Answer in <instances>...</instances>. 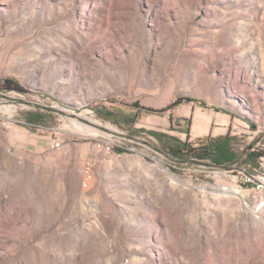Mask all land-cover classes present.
Returning <instances> with one entry per match:
<instances>
[{
  "label": "rangeland",
  "instance_id": "374dc122",
  "mask_svg": "<svg viewBox=\"0 0 264 264\" xmlns=\"http://www.w3.org/2000/svg\"><path fill=\"white\" fill-rule=\"evenodd\" d=\"M7 78L0 264H264V154L179 163L147 133L264 152V0H0Z\"/></svg>",
  "mask_w": 264,
  "mask_h": 264
},
{
  "label": "trees",
  "instance_id": "16d2710c",
  "mask_svg": "<svg viewBox=\"0 0 264 264\" xmlns=\"http://www.w3.org/2000/svg\"><path fill=\"white\" fill-rule=\"evenodd\" d=\"M16 86L17 84L13 80L7 78L4 79L0 88L14 89ZM184 99L186 98L178 96L172 102L161 108L143 107L137 102H134V105L144 109L146 112L161 113L179 105ZM201 103L204 104V102ZM47 117L51 116L37 111H28L26 113V121L30 124H42L46 120H49ZM100 117L107 118L104 115ZM147 133L159 143L161 152L179 163L207 162L209 165L226 168L243 164L248 169L246 171L250 173L260 166V157L264 154L263 150H251L252 145L238 150L235 143L236 137L229 132L218 136L207 135L205 140L198 142L196 145L187 139L181 140L156 130H148ZM186 134L188 136V132Z\"/></svg>",
  "mask_w": 264,
  "mask_h": 264
},
{
  "label": "bare ground",
  "instance_id": "6f19581e",
  "mask_svg": "<svg viewBox=\"0 0 264 264\" xmlns=\"http://www.w3.org/2000/svg\"><path fill=\"white\" fill-rule=\"evenodd\" d=\"M218 187L224 192H228V193L235 195V196H242V191L237 189L236 187H232V186L225 185V184H220ZM256 188L257 189H264V183L258 184V186Z\"/></svg>",
  "mask_w": 264,
  "mask_h": 264
},
{
  "label": "built area",
  "instance_id": "2783aa9c",
  "mask_svg": "<svg viewBox=\"0 0 264 264\" xmlns=\"http://www.w3.org/2000/svg\"><path fill=\"white\" fill-rule=\"evenodd\" d=\"M261 183H264V172H262L256 176L255 188L258 186V184H261Z\"/></svg>",
  "mask_w": 264,
  "mask_h": 264
},
{
  "label": "crops",
  "instance_id": "0c3cea01",
  "mask_svg": "<svg viewBox=\"0 0 264 264\" xmlns=\"http://www.w3.org/2000/svg\"><path fill=\"white\" fill-rule=\"evenodd\" d=\"M222 135H224V134H222ZM214 136H215V135H214ZM216 136H218V134H217Z\"/></svg>",
  "mask_w": 264,
  "mask_h": 264
}]
</instances>
